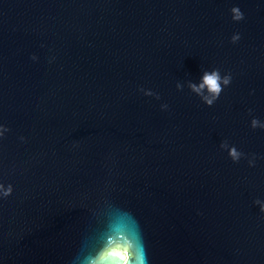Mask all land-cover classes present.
I'll use <instances>...</instances> for the list:
<instances>
[{
	"label": "water",
	"instance_id": "obj_1",
	"mask_svg": "<svg viewBox=\"0 0 264 264\" xmlns=\"http://www.w3.org/2000/svg\"><path fill=\"white\" fill-rule=\"evenodd\" d=\"M116 244L264 264V0H0V264Z\"/></svg>",
	"mask_w": 264,
	"mask_h": 264
},
{
	"label": "clouds",
	"instance_id": "obj_2",
	"mask_svg": "<svg viewBox=\"0 0 264 264\" xmlns=\"http://www.w3.org/2000/svg\"><path fill=\"white\" fill-rule=\"evenodd\" d=\"M207 83L214 89L217 87L215 80L211 77L207 78ZM131 255L132 253L127 245L116 244L113 247L104 248L96 259L97 264H99V262H105L106 264V258L109 259L110 257L118 258L123 264H129V258Z\"/></svg>",
	"mask_w": 264,
	"mask_h": 264
},
{
	"label": "snow or ice",
	"instance_id": "obj_3",
	"mask_svg": "<svg viewBox=\"0 0 264 264\" xmlns=\"http://www.w3.org/2000/svg\"><path fill=\"white\" fill-rule=\"evenodd\" d=\"M109 260H110V261H114L115 264H119V261L116 260V258H114V257H110Z\"/></svg>",
	"mask_w": 264,
	"mask_h": 264
}]
</instances>
